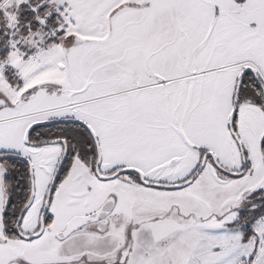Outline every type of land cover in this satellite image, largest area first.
I'll return each mask as SVG.
<instances>
[{
    "label": "snow or ice",
    "instance_id": "6c2138e0",
    "mask_svg": "<svg viewBox=\"0 0 264 264\" xmlns=\"http://www.w3.org/2000/svg\"><path fill=\"white\" fill-rule=\"evenodd\" d=\"M0 264H264V0H0Z\"/></svg>",
    "mask_w": 264,
    "mask_h": 264
}]
</instances>
